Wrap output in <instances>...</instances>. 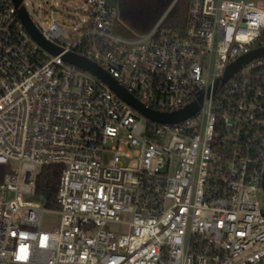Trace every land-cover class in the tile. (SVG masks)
I'll use <instances>...</instances> for the list:
<instances>
[{
    "label": "built area",
    "instance_id": "1",
    "mask_svg": "<svg viewBox=\"0 0 264 264\" xmlns=\"http://www.w3.org/2000/svg\"><path fill=\"white\" fill-rule=\"evenodd\" d=\"M83 1L74 42L32 19L54 53L0 0V264H264V56L223 82L264 45V0H190L182 29L162 26L171 5L135 37L117 30L119 4ZM66 53L147 109L203 102L152 119ZM52 164L57 208L29 198ZM48 212L57 227H43Z\"/></svg>",
    "mask_w": 264,
    "mask_h": 264
},
{
    "label": "trees",
    "instance_id": "2",
    "mask_svg": "<svg viewBox=\"0 0 264 264\" xmlns=\"http://www.w3.org/2000/svg\"><path fill=\"white\" fill-rule=\"evenodd\" d=\"M175 1V2H174ZM190 0H119L120 20L117 30L124 36L135 37L149 32L167 9L162 26L184 28ZM61 165H44L37 175V195L47 207L57 208V191Z\"/></svg>",
    "mask_w": 264,
    "mask_h": 264
},
{
    "label": "water",
    "instance_id": "3",
    "mask_svg": "<svg viewBox=\"0 0 264 264\" xmlns=\"http://www.w3.org/2000/svg\"><path fill=\"white\" fill-rule=\"evenodd\" d=\"M22 0H14L15 5L18 7V13L25 24L26 28L29 30L31 35L45 48L51 50L54 53L60 52L62 49L51 42L47 41L39 29L36 27L28 10L25 6H20ZM109 4L112 6H116L119 4V0H108ZM264 56V45L256 47L255 49L251 50L248 54L241 56L237 61L230 64L227 68L226 74L223 77V82L226 81L234 72H236L243 63L248 62L249 60L258 57ZM64 58L70 62L76 63L82 68L91 70L99 77H101L121 98L125 101L139 109L145 115L149 116L152 119L158 121H169V122H176L183 119H186L190 115L194 114L201 106L203 102V96L201 95L198 100H195L188 104L186 107L170 112V113H161L158 111L150 110L144 107V105L134 97L130 92L126 90L124 86H122L116 78H114L110 73L105 71L100 65L97 63L75 53H66ZM218 81L216 82V85ZM264 184V182H263Z\"/></svg>",
    "mask_w": 264,
    "mask_h": 264
},
{
    "label": "rangeland",
    "instance_id": "4",
    "mask_svg": "<svg viewBox=\"0 0 264 264\" xmlns=\"http://www.w3.org/2000/svg\"><path fill=\"white\" fill-rule=\"evenodd\" d=\"M25 3L31 18L41 28H47L52 21H55L62 26L65 36L70 42L80 38L81 31L78 29L81 24L77 22V18L82 17V10L86 6L83 0H25ZM17 166L16 161H10L5 164L4 168L10 171ZM29 198L43 202L38 195H32ZM60 218L61 215L57 212L45 213L42 220L43 227L45 229L57 227Z\"/></svg>",
    "mask_w": 264,
    "mask_h": 264
}]
</instances>
